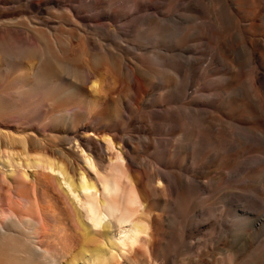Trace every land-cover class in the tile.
Listing matches in <instances>:
<instances>
[{
  "label": "bare ground",
  "instance_id": "obj_1",
  "mask_svg": "<svg viewBox=\"0 0 264 264\" xmlns=\"http://www.w3.org/2000/svg\"><path fill=\"white\" fill-rule=\"evenodd\" d=\"M76 1L80 9L86 6L109 8L118 19L115 24L118 27L117 22L139 21L143 28L137 37L149 45L144 47L143 57H128L129 47L124 48L117 42L106 49L102 40L87 37L83 28L90 27L89 19L80 16V9L72 5L64 7L69 14L66 19L74 26L73 34L94 45L100 63L108 64L121 80L130 81V85L123 82L122 88L108 91L109 99L100 103L98 112L86 119L88 125L81 128V134L57 148L37 139L33 133L18 138L0 127V264H135L138 261L153 264L158 259L160 236L157 238L155 220L149 214L151 201L159 200L163 193L173 200L175 194L194 187L197 178L207 173L187 170L184 155L198 153L197 161L202 168H208L212 162L220 166L229 164L224 168L231 171L230 174L242 165L258 164L259 167L264 163V150L243 161L229 160L222 153L229 147L239 148L253 142L264 146V125L259 124L264 123V75H258V67L264 70V17L257 16V0H249L254 7L246 12L250 22L246 34L251 35L250 38L237 27L221 41L223 29L233 21L234 9L229 7L228 0L218 3L194 0L196 6L190 2L183 8L185 13L177 15L174 12L179 0H113L112 4L103 0ZM258 1L264 3V0ZM124 7L129 11L122 13ZM208 7L217 18L207 28L206 22L198 20H202L199 18ZM204 25L205 31L201 30ZM216 26L220 42L212 61L221 67L208 69L203 66L207 52L197 50L193 41H197L200 32L206 36L208 47L210 39L206 30ZM97 28L104 29V26ZM36 32L41 34L40 30ZM38 42L28 49L40 59L39 73L48 77L58 69L64 74L75 72L77 66L69 63L58 38ZM170 44L174 45L166 46ZM256 57L261 61L252 69L253 75L240 80L235 87L226 86L227 82L235 81L233 77L242 74L246 66L252 65ZM204 74L209 77L208 88L192 96L189 91L198 83L197 77ZM81 80L86 85L91 84L96 95L104 91L103 84L91 72L85 73ZM218 81L222 84L216 88ZM159 84L166 88L160 94L156 92ZM17 93L25 100L30 99L22 88H18ZM133 94L137 102L129 105ZM240 94L248 96L259 111L240 116L233 102ZM217 95L232 102L225 117L212 112V101L207 102ZM153 103L169 108L164 112L141 113V109L156 107ZM127 112L131 115L127 116ZM73 113L71 124L74 126L88 116L86 109ZM105 119L110 121L102 122ZM96 121L100 123L95 124ZM125 128L136 136L122 137ZM159 131L171 136L172 148H167V153L178 161L162 157L165 150L160 147H164L165 142L158 137ZM150 149L155 152L152 154ZM30 168L34 170L31 174ZM261 171L249 179L260 180ZM226 175L228 173L224 178ZM241 196H237V201L243 198ZM250 199L264 207V198ZM142 248L150 252L151 259H146L147 256L144 259ZM230 264H241L237 254L231 255Z\"/></svg>",
  "mask_w": 264,
  "mask_h": 264
},
{
  "label": "rangeland",
  "instance_id": "obj_2",
  "mask_svg": "<svg viewBox=\"0 0 264 264\" xmlns=\"http://www.w3.org/2000/svg\"><path fill=\"white\" fill-rule=\"evenodd\" d=\"M93 1L83 0V3H92ZM103 1L110 4L113 3V0ZM218 1L215 0V3H218ZM190 2L193 6L197 4L194 0H185L184 3L183 0H179L178 4H180L174 14L185 13L183 8ZM228 4L231 9H234L233 21L226 30L223 29L221 41H224L230 35L231 30L237 27L242 30L244 36L250 38L251 35L246 34L247 26L250 24L246 12L249 9H254L253 3L249 0L244 2L241 0H228ZM255 4L257 6L256 10H258L257 16L259 18L264 17V3L257 0ZM69 5L78 8L80 6L76 0H0V8L7 9L0 10V108L4 109V111L0 109V127L3 129L2 131L10 132L13 136H18V138L30 136L33 133L37 139L54 148L66 145L74 140L78 134H81V128L88 125L86 119L95 115L99 110L100 103L105 101L106 98L109 99L107 97L110 95L108 91L118 90L124 86L122 85L123 82H127L126 80H121L108 64L104 66L100 63L99 53L93 47L94 45L90 46L85 38L83 39L73 34L72 27L74 26L66 19L69 14L65 12L66 8H64L66 6L69 7ZM180 5H183L181 9ZM116 6L117 4L113 8ZM128 11V7H124L122 13ZM79 12L80 16L89 19L87 24L90 27L83 28L89 39L94 41L102 40L106 49H111L117 42L124 48L129 47L128 57H143L142 54H145L144 47L149 45V42L137 37L138 31L143 28L139 21L132 19L126 23L117 22L120 25L118 27V25H115L118 19L115 14L112 15V10H109V8H91L86 6L80 9ZM202 15L199 18L202 20H197L200 23L206 22L207 28L208 25L215 23L217 18L214 10L210 9V7L203 10ZM63 24L66 26L60 27ZM96 25L97 27L104 26V29L97 28L95 27ZM205 29L206 26H202L201 30L205 31ZM36 30H40L41 34L36 32ZM216 31L219 34L218 26L213 27L210 31L206 30V34L210 39L208 47L206 45V36L199 31H196L197 34L199 32L197 41H193L194 44L191 42L196 46L194 47L197 50L205 49L207 52L208 56L206 55L203 66L208 69L221 67L219 63L212 61V54H214L215 48L218 47L220 42L218 41V36L216 37ZM57 38L63 44L64 55L69 63L77 67L75 72L66 74L61 69L55 70L51 75H48V77L50 76L48 78L47 75L45 76V74L38 72L40 59L28 47L33 44H39L38 41L46 43L49 40L56 41ZM173 45L166 46L172 47ZM251 49H253V46ZM121 50L126 52L125 49ZM260 61L259 57L254 58V63L246 66L242 74L235 75L233 77L235 81L227 82L226 86L233 85L235 87L237 82L253 75L254 70L252 69L257 68ZM258 68V75L263 77V68ZM90 72L104 86V91L101 92L100 96L94 94L91 84L86 85L81 80L85 73ZM206 75H200L203 76L201 78L200 76L197 77L198 83L194 84V89L192 88L189 91V93H193L192 96L194 94L198 96L200 94L199 90L208 88L206 84L209 77ZM74 76L76 77L74 78ZM212 76L216 77L215 75ZM127 83L125 85H130V81ZM221 84L218 81L216 83L217 86L215 84L214 86L218 88ZM18 88L24 89V92L30 95V99L21 98L17 93ZM164 89L166 90L165 86L163 87L159 84L156 92L160 94L165 91ZM133 95L129 105H134L137 102L136 95ZM218 96H214L212 100L207 99V102L212 101L210 107L212 112L219 113L225 117L226 114L228 115L227 112L231 110L230 104L232 102ZM114 97H116V94ZM233 102L234 108L240 116H247L250 113L259 111L258 106L244 94L236 96ZM225 103L226 106H224ZM212 104L214 105L212 106ZM153 105H156V107L153 109L152 107L141 109V113L146 114L155 110L164 112L169 108L167 105H161L160 103H153ZM71 108L74 110L72 111ZM82 109L87 110L88 116L74 126L71 124V116L74 111L79 113ZM112 114L113 111H111ZM130 115L127 112V116ZM107 120L105 119L102 122ZM98 123L100 122H95V124ZM259 124L261 126L264 125L263 122ZM159 133L161 135L159 134L158 137L165 142L164 147H160L163 151L165 150L162 157L164 159L166 157L165 160H169L173 158L167 153V148H172V141L169 140L171 136L169 134L167 136L166 132H162V134L159 131ZM133 135L136 136L133 133H129L127 128L121 134L122 137ZM136 143H138V140H136ZM255 144L256 142L246 146L241 145L239 148L229 147L227 152L222 150V153L229 160L238 159V161H243L246 158L260 154L264 150L262 144L257 143V146ZM150 151L152 154L155 152L153 149H150ZM196 155H184V158H186L185 165L183 164L184 167L190 171L199 169L198 171L201 170L209 174H201L202 176L200 175L197 178L198 183L194 187L184 188L185 190L183 189L173 196V200L170 199V196L168 198V194L163 193L159 200H154L150 203L149 209L152 210L151 212L149 210V214L155 220L157 238L160 236V239L158 238V259L153 261V264H230V258L233 254H237L241 264L246 262V264H264V207L261 203V206L256 205L257 202L250 199L252 197L254 199L264 198V170L262 169L264 168V163H261L262 165L259 164V167L258 164H256L257 167L256 165H242V168L240 166L234 170V173L230 174L231 171L224 168L228 167L229 164L220 166V163L212 162L207 166L208 168H202V165L197 161L198 153ZM168 157L169 159H167ZM175 160L178 161L179 159L173 158V161ZM149 167L152 168V165H149ZM259 169L263 171H261L262 177H260V180H250L249 177H253L256 172L259 173ZM33 171L31 168L29 169L30 174ZM226 173H228L229 177L226 175L227 178H224ZM242 188L246 190H242ZM234 190L238 192L236 193ZM249 191L251 196H248L250 194ZM253 191L256 193L254 192L253 194ZM226 192H229L230 196ZM238 195H242L241 201H237L239 199ZM234 197L237 198L234 200ZM46 199H44V202ZM247 199L251 201H247ZM47 202L48 199L46 204H48ZM253 202L256 204L253 205ZM248 203L252 204L253 207ZM260 207H263V210ZM155 218L160 221L157 222ZM157 228L159 229L157 230ZM142 249H144V251L142 250L144 259L146 256V259H149V257L151 259L150 252L145 250V248ZM137 263L142 264L141 261Z\"/></svg>",
  "mask_w": 264,
  "mask_h": 264
}]
</instances>
